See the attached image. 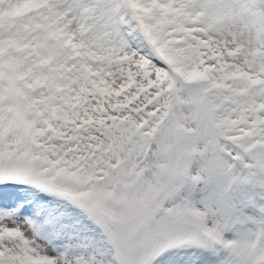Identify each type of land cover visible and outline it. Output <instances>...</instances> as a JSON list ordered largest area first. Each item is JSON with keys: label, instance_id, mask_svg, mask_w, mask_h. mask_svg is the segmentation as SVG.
<instances>
[{"label": "snow or ice", "instance_id": "obj_1", "mask_svg": "<svg viewBox=\"0 0 264 264\" xmlns=\"http://www.w3.org/2000/svg\"><path fill=\"white\" fill-rule=\"evenodd\" d=\"M264 264V0H0V264Z\"/></svg>", "mask_w": 264, "mask_h": 264}, {"label": "rangeland", "instance_id": "obj_2", "mask_svg": "<svg viewBox=\"0 0 264 264\" xmlns=\"http://www.w3.org/2000/svg\"><path fill=\"white\" fill-rule=\"evenodd\" d=\"M162 264H184V261L179 258V254L176 257H168L162 260Z\"/></svg>", "mask_w": 264, "mask_h": 264}]
</instances>
